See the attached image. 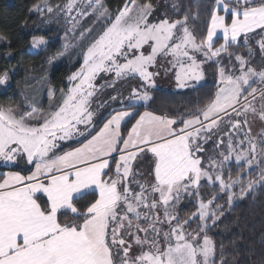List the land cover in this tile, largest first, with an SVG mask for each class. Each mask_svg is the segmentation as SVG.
Listing matches in <instances>:
<instances>
[{
	"label": "snow or ice",
	"instance_id": "6c2138e0",
	"mask_svg": "<svg viewBox=\"0 0 264 264\" xmlns=\"http://www.w3.org/2000/svg\"><path fill=\"white\" fill-rule=\"evenodd\" d=\"M192 5L29 9L63 20L78 67L46 104L0 103V264H228L211 229L264 188V0ZM208 67L215 87L197 106L152 107L158 78L197 91ZM186 200L195 210L181 216Z\"/></svg>",
	"mask_w": 264,
	"mask_h": 264
},
{
	"label": "trees",
	"instance_id": "16d2710c",
	"mask_svg": "<svg viewBox=\"0 0 264 264\" xmlns=\"http://www.w3.org/2000/svg\"><path fill=\"white\" fill-rule=\"evenodd\" d=\"M8 1L0 0V36L5 38V43L0 41V72L8 70L11 73V81L7 88L0 86V103L15 106L18 105L20 97L26 98L28 102L39 99L42 92L35 91L37 80H47L51 87L57 89L64 87L67 84V76L78 65L75 55L62 48L61 36L55 43L50 44L47 51L37 55L30 54L32 37H46L45 32L37 29L35 17L29 13V9L38 0H12L11 4ZM156 2L160 4L163 0ZM179 2L191 13H195L196 8L192 5V0ZM52 3H63V0H52ZM107 3L115 8L121 0H107ZM219 41L223 42L221 39ZM49 57L51 60L47 59ZM210 73L211 83L199 87L197 91H155L152 107L177 113L190 111L208 91L214 89L215 68H211ZM22 89L20 95L18 91ZM232 171L235 175V165H232ZM194 210L195 205L190 202L181 208V216ZM210 235L218 245H223L228 264H264V188L258 187L242 202L234 204L211 229ZM217 251L219 253V248Z\"/></svg>",
	"mask_w": 264,
	"mask_h": 264
},
{
	"label": "rangeland",
	"instance_id": "374dc122",
	"mask_svg": "<svg viewBox=\"0 0 264 264\" xmlns=\"http://www.w3.org/2000/svg\"><path fill=\"white\" fill-rule=\"evenodd\" d=\"M8 2L11 4L12 0H9ZM172 2H173V0H163V2L160 3V5L162 6V10H164V8H166V7L168 6V4H170V3H172ZM179 3H180V2H179ZM169 11H171V10L169 9ZM31 15L35 17V20H36V22H37L35 25H36L37 29H38V30H42L43 32H45V33H46V37H45V38L49 41L48 44H47L46 46H41V48H39V49L33 48V47L31 46V49H30L29 53L32 54V55H37V54H39V53H41V52L47 51V50L50 48V44L55 43V41H56L60 36L63 37V35H64V27H65V25H64L63 20H61V21H59V22H55V21H53V22H51V23H47V22H45V21H41V20L37 17L36 14L31 13ZM61 40H62V38H61ZM1 42H2V43H5L4 40L1 41ZM62 43H63V41H62ZM62 43H61V46H62ZM62 48H63V47H62ZM259 64H260V56H259V52L257 51V53H256V58H255V65H256V66H259ZM211 68H214V67H208V68H207V70H206V81L202 83V86L211 83V81H212V80H211V77H210V75H211V73H210V69H211ZM10 81H11V80H10ZM9 86H10V83L6 86V88L9 87ZM50 87H51V86H50L49 82H47V80H43L42 82H40V81L37 80V85H36V90H35V91H36V92H39V93L42 92V94L40 95L39 99L41 98V96H44V102H45V104L47 103V98L45 99L46 91H47ZM125 87H127V86L125 85ZM42 89H43V90H42ZM157 90H162V91L171 92V93H177V92H187V91H190V90H192V89L177 90V89L175 88L174 81H172L171 79H168V78H158V80H157V87H156V89L154 90V92L157 91ZM18 92H19V94L21 95L22 92H23V89H22V90H19ZM58 94H59V93H58ZM58 94H57V95H58ZM39 99H37V101H38ZM34 100H35V99H34ZM25 101H26V103H29L28 100H26V98H23V97L21 98V97H20V100H19L18 105L23 106L24 104H26ZM31 101H33V100H31ZM31 101H30V102H31ZM15 106H16V105H15ZM233 165H235V164L233 163ZM2 170H5V169H2ZM253 172H254V170H253ZM245 198H246V197H245ZM245 198H244V199H245ZM244 199H238L237 201L234 202V204H236V203H238V202H242ZM190 202H193V203H194V201L186 200L185 203L181 206V208H182L183 206H185L186 204L190 203ZM195 226H196V225L193 223V224H192V227L195 228Z\"/></svg>",
	"mask_w": 264,
	"mask_h": 264
},
{
	"label": "crops",
	"instance_id": "0c3cea01",
	"mask_svg": "<svg viewBox=\"0 0 264 264\" xmlns=\"http://www.w3.org/2000/svg\"><path fill=\"white\" fill-rule=\"evenodd\" d=\"M217 38H218V39H221V40L223 41L222 33H219V32H218V34H217ZM25 103H26V101H25Z\"/></svg>",
	"mask_w": 264,
	"mask_h": 264
}]
</instances>
